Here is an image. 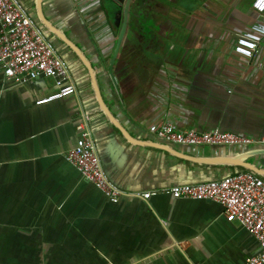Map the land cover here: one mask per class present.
<instances>
[{
  "label": "crops",
  "instance_id": "1",
  "mask_svg": "<svg viewBox=\"0 0 264 264\" xmlns=\"http://www.w3.org/2000/svg\"><path fill=\"white\" fill-rule=\"evenodd\" d=\"M18 1L65 63L75 93L38 105L54 79L16 84L0 65V264H243L257 255L258 241L219 204L167 192L244 171L264 179V42L250 59L231 52L236 33L258 18L252 0H141L112 66L115 84L108 68L116 36L103 20L90 22L76 0H41L43 17L69 44L43 25L37 0ZM110 42L94 67L86 55ZM169 121L253 141L184 147L149 132ZM79 126L124 192L118 201L66 161ZM145 192L155 194L134 195Z\"/></svg>",
  "mask_w": 264,
  "mask_h": 264
},
{
  "label": "built area",
  "instance_id": "2",
  "mask_svg": "<svg viewBox=\"0 0 264 264\" xmlns=\"http://www.w3.org/2000/svg\"><path fill=\"white\" fill-rule=\"evenodd\" d=\"M78 7L85 11L94 24L103 20L108 29L102 10H98L99 0H76ZM251 8L257 20L236 33L231 52L244 59H250L264 42V0H252ZM113 43L100 46L99 55H86L89 62L97 67L100 57L112 48ZM0 65L6 79L16 84L33 81L39 77L54 79L55 91L36 100L45 104L75 93V87L63 60L57 54L36 20L18 0H0ZM101 89L110 96L108 75L100 70ZM74 146L67 151L65 159L73 165L81 176L101 191L111 202L118 201L124 192L108 180L100 158L91 140L90 133L83 131ZM149 132L157 139L184 147L222 146L246 147L253 139L242 134L198 131L194 128L178 130L169 121L154 123ZM176 199L212 201L219 204L228 222H238L259 244V253L243 264H264V179L252 172H237L220 179L193 184L174 185L167 191ZM155 193H135L136 197L148 199Z\"/></svg>",
  "mask_w": 264,
  "mask_h": 264
},
{
  "label": "water",
  "instance_id": "3",
  "mask_svg": "<svg viewBox=\"0 0 264 264\" xmlns=\"http://www.w3.org/2000/svg\"><path fill=\"white\" fill-rule=\"evenodd\" d=\"M37 3H38L39 16H40L41 21L43 22V25L50 32L54 33L55 35L60 37L63 41H65V42L70 44L69 40L66 39L64 34H62L56 27L52 26L43 17L42 12H41V0H37ZM115 3H117V5H118L120 13L115 16L116 18L111 17V20L108 21L109 27L111 28L113 34L116 36L115 45H114V48H113V52L111 54V62H110L109 68H108V73H109V75H110V77L112 79V82L114 84H115V81H114V76H113V72H112V66H113V64L115 62V59H116L118 51H119V47H120V45L122 43V40H123V37L125 35V31H126V28L128 26L129 18L132 15H134L135 22L137 21L136 23H138L136 15L138 17L140 12L143 10L142 6L144 5L141 0H120L118 2L115 1ZM102 11L105 12V13L107 12L104 9H102ZM81 56H82L83 61L85 62V65L88 67V69L90 71H93L92 67L88 64L87 60H85L84 56L83 55H81ZM94 87L96 89L98 102H99L101 108L105 109L103 101H102V98H101V95H100L99 90H98V86H96V84H94ZM105 112H106V109H105ZM263 153H261L260 155H264ZM101 165L103 167L102 161H101ZM257 173H258V170H257ZM105 175H106V173H105ZM262 175H264V174H262Z\"/></svg>",
  "mask_w": 264,
  "mask_h": 264
},
{
  "label": "flooded vegetation",
  "instance_id": "4",
  "mask_svg": "<svg viewBox=\"0 0 264 264\" xmlns=\"http://www.w3.org/2000/svg\"><path fill=\"white\" fill-rule=\"evenodd\" d=\"M115 1L118 2L120 0H99L100 9L101 10L104 9L107 11L106 13L103 11L102 12L103 14L105 13L104 18L108 26H109L108 21L111 20V17L116 18L115 16L120 13L118 5L117 3H115Z\"/></svg>",
  "mask_w": 264,
  "mask_h": 264
},
{
  "label": "rangeland",
  "instance_id": "5",
  "mask_svg": "<svg viewBox=\"0 0 264 264\" xmlns=\"http://www.w3.org/2000/svg\"><path fill=\"white\" fill-rule=\"evenodd\" d=\"M240 24H242V23H240ZM243 25H244V23H243ZM56 43H57V41H54V44L56 45Z\"/></svg>",
  "mask_w": 264,
  "mask_h": 264
}]
</instances>
